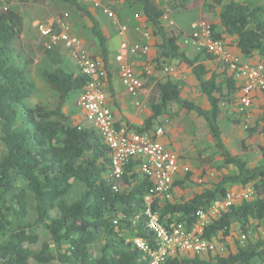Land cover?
Returning a JSON list of instances; mask_svg holds the SVG:
<instances>
[{"label": "trees", "instance_id": "1", "mask_svg": "<svg viewBox=\"0 0 264 264\" xmlns=\"http://www.w3.org/2000/svg\"><path fill=\"white\" fill-rule=\"evenodd\" d=\"M61 1L88 20L106 73L101 81L110 84V48L100 22L81 1ZM135 1L141 7L146 33L157 40L155 66L146 62L139 76L151 80L152 74L163 72L168 65L190 68L208 108L188 100L178 83L167 76L157 80L152 90L144 125L127 128L154 136L156 122L163 125L176 114L194 112L204 120L223 161L217 176L207 169L181 175L170 199L154 198L153 211L168 229L175 222H184L190 229L198 211L209 209L228 192L253 190L249 200L221 212L206 228L207 240L220 244L233 238L235 249L225 252L223 247L222 252L203 255L177 252L166 264H264V143L263 162L251 166L226 147L219 125L224 106H239L240 82L221 62L223 71L210 68L206 62L216 58L207 50L190 58L180 40L183 33L163 24L166 8L187 10L203 1L215 15L210 25L212 39L229 46L237 57L254 60L252 65H264V6L246 0ZM24 29L21 14L0 10V141L6 149L0 159V264H150L151 258L136 247L135 240L144 239L152 249L156 246L143 214L145 196L153 183L141 172L138 159L128 162L123 179L117 181L110 149L98 130L84 126L66 111L71 97L80 96L90 82L81 69L68 71L61 61L53 69H43L41 77L55 96L51 103H29L36 92L28 69L32 61L21 64L16 51ZM144 40L143 46L148 44ZM148 66L154 67L151 74L145 71ZM111 93L114 96L112 89ZM174 108L179 110L174 113ZM261 121V128H255L264 137V112ZM76 183L83 184L84 190L76 201L67 202ZM116 184L119 192L113 190ZM184 186L188 193L177 198L176 187ZM41 228L48 241L32 249L29 246L41 240Z\"/></svg>", "mask_w": 264, "mask_h": 264}, {"label": "rangeland", "instance_id": "2", "mask_svg": "<svg viewBox=\"0 0 264 264\" xmlns=\"http://www.w3.org/2000/svg\"><path fill=\"white\" fill-rule=\"evenodd\" d=\"M103 5L111 9L119 23H127L133 29H138L144 34L146 30L144 28L143 18L141 17V7L135 0H99ZM226 2L230 0H225ZM240 1V0H238ZM243 1V0H241ZM257 5L264 6V0H246ZM7 9L16 11L21 14L25 20V29L21 35V39L17 42L18 48L16 47L17 54L19 56V62L21 64L29 65V73L36 85V92L33 99L29 102L31 105H36L39 102L51 103L55 93L52 92L49 86L41 77V71L43 69H53L57 67L59 62L63 63V66L68 71H78L80 69L78 61L75 55L63 48L62 46L55 47L52 50H47L44 46L43 40L40 37L37 23L52 22L61 19L65 14L69 15L70 33L72 36L78 38L81 42L79 56L90 57L93 60L101 61L100 47L97 40L92 36L90 24L87 19L82 18L79 13L72 10V8L61 0H5L2 3ZM86 8V7H85ZM166 17L164 18L163 24L165 27L176 28L182 32L183 35H190L203 26H208L213 23L215 15L213 11L204 4V2L198 3V5L191 6L187 10H173L169 7L166 8ZM90 11V8L88 9ZM100 22L102 30L109 34L117 28V20L115 22L106 24L102 17H99L98 12H92ZM131 28V27H130ZM108 36V35H107ZM112 36V35H111ZM113 37V36H112ZM111 37V38H112ZM114 38V37H113ZM149 52L153 48L154 40L150 37L149 40ZM189 47L183 48L190 58H195L199 53H202V49L198 45L190 43ZM229 51L235 55V51L228 46ZM113 50V49H112ZM190 50L191 53L189 52ZM155 51V50H154ZM140 55L134 56L131 61L135 64L139 61ZM210 68H213L219 72L222 70L219 61L207 63ZM250 64V63H249ZM155 66V64H153ZM175 69L176 66L168 65ZM109 68L111 75H118L119 69L114 66L113 63V52H110ZM182 72L177 78L164 74V72L154 73L153 79L165 80L172 77L176 83L182 88L183 95L197 105L208 108V102L202 94L199 85L192 76V70L186 67H178ZM154 69V67H153ZM117 70V71H116ZM178 71V69H175ZM137 73L141 75V72L137 70ZM120 73V72H119ZM151 79L143 78L144 84L146 80L151 82ZM148 87V86H147ZM145 87V102L140 109V116L145 119L148 115L149 107L147 101L151 96V88L149 85L148 89ZM105 92L109 96L110 92L105 84ZM78 94H74L69 104L66 106V111L74 116V118L82 123L86 127H91L90 123H85L82 111L78 107ZM140 100L143 103L142 96ZM147 104V105H146ZM179 108H174V113ZM231 112V114H230ZM262 114L258 109L252 107L248 112L241 115L239 114L238 107L234 108L224 106L222 118L220 119V128L222 130L224 143L226 147L234 154L243 157L249 165L256 166L261 164L263 157L261 154V147L264 143V137L259 133V129L255 127L259 125L257 122L261 119ZM239 121V122H237ZM140 127V126H138ZM259 127V126H258ZM155 128L158 131L162 129L163 136L169 141L167 145L174 149L173 151L179 154L183 165L189 167L193 174H199L200 171L207 169L209 173H213L215 176L222 172V159L219 158V154L214 147L213 140L209 136V130L204 120L197 116L196 113H182L172 116L170 120H166L163 125L160 122L155 123ZM253 129H256L253 131ZM1 135V130H0ZM164 140V138H163ZM6 153L4 144L0 141V159ZM185 187V186H184ZM186 189L176 187V197H181L188 193V187ZM84 190V185L76 183L66 198L67 202L76 201ZM174 198V197H173ZM32 208V205H31ZM39 235L41 237L40 242L35 246H29L32 249H38L43 243L48 241V234L44 229H40ZM238 235V234H237ZM264 236V231H262ZM243 237V236H242ZM218 244L219 248L224 247V251H229L230 248L235 249V241L230 238L228 241ZM31 264H37L31 262Z\"/></svg>", "mask_w": 264, "mask_h": 264}, {"label": "built area", "instance_id": "3", "mask_svg": "<svg viewBox=\"0 0 264 264\" xmlns=\"http://www.w3.org/2000/svg\"><path fill=\"white\" fill-rule=\"evenodd\" d=\"M86 6L100 11L110 21L116 20L115 13L99 0H79ZM0 10H7V7L0 2ZM69 15L65 14L61 19L37 23L39 34L45 41L47 50L62 46L71 51L79 64L83 74L90 78V82L78 99V106L83 111L85 120L98 130L104 142L111 152L113 175L117 181H121L125 175L126 165L131 159L141 161L140 170L152 183V188L145 196L146 208L144 215L147 217L148 228L154 233L156 246L152 249L144 239H136L135 245L144 254L151 258L150 264H166L170 255L177 252L189 253L191 255H203L208 253L222 252L218 244L205 238L206 228L213 219L221 212L230 209L242 200H249L253 196L251 187L241 190H232L227 193L222 200L215 201L209 209L200 210L196 215V222L192 228L188 229L184 222H175L168 229L158 213L152 209L154 198H171V191L174 182L181 175L190 171L189 167L183 165L180 156L169 150L160 140L163 134L162 129L156 131L154 136L137 133L129 128L118 129L115 124L114 115L108 105L105 84L101 81L106 76L105 70L99 61L90 57L79 56L81 42L70 33ZM165 18H167L165 16ZM128 27L121 26V33H126ZM211 30L208 26H203L183 39L184 45L194 43L202 50H207L213 54L216 61L228 67L234 77L240 82L239 113L245 114L254 105L256 93H264V65H252L243 62L241 58L233 55L225 44L221 41H214L211 37ZM147 41L150 40L148 34H144ZM149 44L143 46L130 44L126 41L121 43L116 55L119 74L127 93L135 101L139 108L143 106L140 97L144 92V82L137 73L131 59L136 55L148 54ZM150 66V65H149ZM149 66L145 69L147 74L152 73ZM164 74L177 78L178 71L166 66ZM202 183V180H199ZM115 192H119L120 186L113 187ZM140 216L136 220H139ZM117 224L116 221L113 222ZM244 240L245 237L243 236Z\"/></svg>", "mask_w": 264, "mask_h": 264}, {"label": "crops", "instance_id": "4", "mask_svg": "<svg viewBox=\"0 0 264 264\" xmlns=\"http://www.w3.org/2000/svg\"><path fill=\"white\" fill-rule=\"evenodd\" d=\"M4 1L5 0H0L1 3H3ZM90 11L91 12H96V13L98 12L99 17H102V20L106 24L109 25V23H112V21H110L109 19H107V17L105 15H103L100 11L95 10V9H93L91 7H90ZM116 20L118 21L117 22V28L116 29L114 28V31L113 32H111V30H109V34H107V33H105L106 31L105 32L103 30L102 31L104 32V35L108 38V45H109V48H110V52H113V63H114V66H117L118 67L119 65L116 62V55H117V52L119 50V47H120L121 43H123L124 41H126V42H128L130 44H139V43L141 44V43H145V40H144V37H143L144 33L142 31H139L138 29H133L132 26H130L131 27L130 28L128 26L129 24L128 25H127V23H123L122 24V23H119V20L118 19H116ZM115 21H113V22H115ZM123 25H126L128 27V30H127L126 33H121V26H123ZM185 36H186V34L184 36H182L180 38V40L183 41V39H184ZM40 37H41V35H40ZM41 40H43V38ZM155 41H157V40L155 39ZM155 41H154V45H155ZM43 43H45L44 40H43ZM154 45H153V48H151L150 52H148L147 55L145 54L147 57L145 55L144 56L140 55L139 56L140 60L139 61H136L135 64H134L135 69L139 70L141 72V74H142V67L145 64H147V63H148L147 65L152 66V64H153L152 61H154V59L157 58V55H156V53L154 51ZM186 47H189V46L186 45ZM191 51L192 50H190L189 52L191 53ZM199 54H201V53H199ZM239 58H241V60L243 62H246V63L253 64L255 62L254 60H252V61L251 60H246L243 57H239ZM258 61H259V59H258ZM211 62H213V61L206 62V64L207 63H211ZM156 73H160V72H156ZM181 73L182 72L180 71V69H178V75H180ZM149 81L146 80V83H147V85L152 86V88H151V93H152V90H153L155 84L157 83V80L155 81V79H154L151 82H149ZM106 85H107V87L109 89V92H110L109 96L107 95V101H108L109 107L111 108V110L113 112L116 127L118 129L127 128V127H131V126H134V125L135 126L142 127L144 125L145 119H143L140 116V114H139L140 113V109L136 107L135 101L130 97V95L127 93L124 85L122 84V80H121V77H120L119 72H118V75L117 76L112 75L111 76V82H110V84L106 83ZM111 89L114 91V96L111 93ZM145 93H147V91L145 92V90H144V92L142 94L143 103H145V99H144L145 98L144 97L145 96ZM228 107L234 108L235 106H228ZM253 107L255 109H258L260 111V114H263V112H264V93H258V94L256 93L255 94ZM82 114H83L84 121L86 123L87 121L85 120L83 111H82ZM222 114H223V112H222ZM222 114H221V116H222ZM230 114H231V112H230ZM221 118L222 117H220V119ZM237 122H239V121H237ZM257 123L259 124L258 126H260V128H261V126L263 124L262 121H261V119ZM219 125H220V120H219ZM129 129H131V128H129ZM261 136L263 137L262 134H261ZM163 138H164V140H163ZM159 140L169 150H171V151L174 150V149H171V147L167 145V142L169 143V141H168V139L166 137L163 136V134L159 137Z\"/></svg>", "mask_w": 264, "mask_h": 264}]
</instances>
